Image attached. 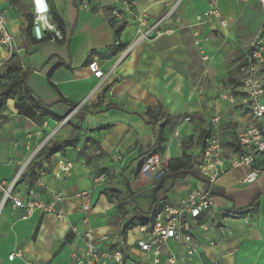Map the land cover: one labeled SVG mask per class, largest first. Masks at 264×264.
Here are the masks:
<instances>
[{
  "label": "crops",
  "instance_id": "0c3cea01",
  "mask_svg": "<svg viewBox=\"0 0 264 264\" xmlns=\"http://www.w3.org/2000/svg\"><path fill=\"white\" fill-rule=\"evenodd\" d=\"M28 1L31 14L32 0ZM123 1L132 3L133 15L126 11ZM51 2L65 24L63 40L46 41L30 47L21 32V27L28 25L27 13L19 14L16 12L17 5L12 7L8 0H0V11L4 12L6 26L12 36V51L20 57L24 68L32 73L30 88L47 105L52 106L53 113L64 118L81 101L90 100L74 114L73 123H68L56 133L50 130L57 127V121L48 117L49 124H45L48 126L45 132H50V136L59 143L77 140L76 147L51 158L39 159L34 173L26 171L17 188L25 194L32 187L36 199L45 201H49L56 193H63L65 199L57 205V210L64 215V220L59 221L56 216L41 211L23 219L21 210L13 209L11 204L3 206V192L0 191V264H69L71 254L82 247L75 229L82 233L90 228L95 239L104 235H120L128 221L117 230L104 226L108 214L116 210L113 195L118 199L116 194L110 193L109 201V191H119L122 197H130L142 217L149 213L156 200H160V207L163 204L180 206L191 190H202L204 181L193 175L176 180L167 173L165 177L170 176L172 180L164 187L157 186L161 180L150 181L146 178L152 184L147 191L154 190L158 195L147 204L146 211L139 206L137 201L145 199H138L142 193L135 192L130 181L131 175L138 167L140 172L143 157L156 147L160 126L166 120H170V123L163 131L161 155L167 162L183 156V141H189L191 153L203 131L210 134L216 132L211 119L217 112L222 117L219 136L225 145L231 144L236 138L239 122L251 120L244 111L233 108L227 101L216 103L215 97L234 91L244 61L245 52L241 44L249 43L257 32L249 38H242L238 34V23L246 11L251 13L249 9L253 8L259 15L260 25L262 12L256 2L221 0V8L229 20L228 29L220 30L213 20L197 27L195 30L199 31L201 40L199 45L195 44L193 29L187 26L194 22L195 15L209 7L210 0ZM176 3L175 17L182 19L181 26H178L177 19L167 20L163 30L173 29L174 33L135 46L115 69L112 83L92 96L98 83L88 68L92 59L95 58L102 69L109 72L121 54L137 39L140 29L138 18L143 16L148 24L153 25ZM122 23H125L126 28L120 36V42L126 47L116 49L118 41L112 25ZM7 56L8 50L0 43L2 64ZM204 57L209 60L204 61ZM5 66L0 67L4 72ZM14 102L10 100L8 104L11 111L8 114L15 113L11 119L6 117L7 111L0 115V122L10 119V122L5 123L8 128L0 132V140L19 136L20 125L25 123L24 120L32 123L40 116L24 106L23 112H20ZM78 113L80 115L76 117ZM152 117L157 118L156 124L151 122ZM188 118L189 121L186 120ZM76 129L78 131H74ZM170 132H173V137L178 132V136L173 139L168 136ZM85 133L87 135L82 138L81 135ZM40 134L45 135L43 131ZM85 138L88 139L87 143H84ZM90 141L97 143L98 147L91 145ZM115 150L126 157L120 167L125 194L120 188L108 189L103 183L98 186L94 183L97 169L115 170L108 156ZM89 154L95 158L87 166L85 163L91 160ZM5 158L0 157V162ZM59 160L73 164L71 174L63 180L54 177ZM124 171L130 176L125 177ZM28 173L29 176L34 174L33 185L29 183ZM16 174L10 165H0V183L11 182ZM247 174L246 169L232 170L222 176L213 189L211 218L216 225L226 227L229 232L223 233L217 228L205 235L198 233L196 244L199 252L193 258L187 257L184 246L169 241L163 253L165 263L173 255L175 264H264V173L252 183L245 182ZM140 177H143L141 172ZM91 190L93 207L89 222L85 223L83 216L77 212L79 203L74 196ZM256 201L259 207L255 212L246 217L237 214ZM98 230L106 232L97 235L95 232ZM133 232L135 230L124 234L127 242L125 249L131 258L141 259L142 255L135 246L139 235L131 239ZM211 242H215V245H211ZM12 254L16 256L11 261L9 257Z\"/></svg>",
  "mask_w": 264,
  "mask_h": 264
},
{
  "label": "built area",
  "instance_id": "2783aa9c",
  "mask_svg": "<svg viewBox=\"0 0 264 264\" xmlns=\"http://www.w3.org/2000/svg\"><path fill=\"white\" fill-rule=\"evenodd\" d=\"M234 1L238 3L256 2L261 7V23L253 39L247 44H241L242 50L245 52L244 61L239 69V77L234 85V91L230 94L217 95L215 101L216 103L227 101L233 108L243 109L244 114L251 120L239 122L236 138L231 144L225 145L219 136L222 117L219 112L212 117L211 124L216 132L195 141L194 152H191L192 170L203 179L205 187L202 190H191L181 201L180 206L163 204L150 225L138 226L134 229L139 235L135 246L142 255L141 259L131 258L127 254L125 249L127 242L123 230L117 236L104 235L95 239L92 230L87 228L82 233L74 230L82 247L71 254L69 264H108L110 262L114 264H175L176 258L173 255L169 257L167 263L163 261L164 249L169 241L184 246L187 257L193 258L199 252V247L196 244L198 233L205 235L217 228L223 233L229 232L226 227L216 225L211 218L214 206L213 189L216 183L222 176L235 169L248 170L245 178L246 183L255 182L264 173V165H261L264 162V0ZM123 5L128 13L134 14L132 3L123 1ZM177 5L178 3L172 6L153 25L148 24L145 17H139L140 29L137 39L121 54L109 72H105L95 58L92 59L88 68L94 78L98 80L92 96L112 83L115 69L135 46L174 33L173 29L163 30L167 20L177 19L178 26H181L182 19L175 17ZM31 15L33 16V36L37 41H42L49 36L55 41L63 40L62 32L52 19L48 0H32ZM212 20L220 30L228 29L229 20L223 13L221 0H210L209 7L195 15L194 22L187 26L194 31L196 45H199L201 40L199 31L195 29L207 25ZM0 43L6 47L11 57L13 54L12 36L7 29L3 11H0ZM203 60L208 61L209 58L204 57ZM89 100L90 98L81 101L62 122L58 123L57 121V129L54 133L67 125L74 114L88 104ZM175 136H178V132L175 133ZM119 159L122 157L119 156ZM31 161L32 159L29 162ZM28 163L21 166L11 182L0 183V191L3 192V206L11 204L13 209L21 210L23 219L41 211L63 221L64 215L57 210V205L65 199L63 193H56L49 201H45L36 199L35 190L32 187H29L25 194L17 190L19 182L27 171ZM168 163L159 152L153 153L143 160L140 172L148 180L158 181L167 174ZM72 170V163L59 160L58 170L54 172V177L63 180L71 174ZM104 182L103 174L94 180L95 184ZM74 198L79 203L78 214H81L85 223H88L89 213L93 207V191L79 192ZM100 245L104 247L102 248ZM211 245H215V242H211ZM15 256L12 254L9 259L12 261Z\"/></svg>",
  "mask_w": 264,
  "mask_h": 264
},
{
  "label": "rangeland",
  "instance_id": "374dc122",
  "mask_svg": "<svg viewBox=\"0 0 264 264\" xmlns=\"http://www.w3.org/2000/svg\"><path fill=\"white\" fill-rule=\"evenodd\" d=\"M30 10H31V8H30V4H29L28 0H19L18 1L16 12H18L19 14L25 15L26 13H29ZM249 10H251V13H249V11L247 10L245 16L238 23V34L242 38L251 37L257 31V28L259 25V19L260 18H259V15L256 13V10L253 8H251ZM56 11L59 14L57 9H56ZM10 58L11 57H10L9 51H8L7 60L3 64H2V60L0 59V67H2V65L3 66L6 65L8 62V59H10ZM0 69H1L0 76H2L5 74V72L3 71V68H0ZM9 102L10 101H8L7 106L5 108V111H7V114H5V115H7L6 117H10V119H11V116H13V114H15V113L13 112L12 115L8 114V113H11V111L8 108ZM14 105H17L16 102H14ZM239 111L241 112V111H243V109L239 110ZM79 115L80 114L78 113L76 115V117H79ZM12 118L14 119V117H12ZM64 118H66V117H64ZM64 118L61 121H58V123L62 122L64 120ZM72 118H71V121L68 123H70V124L73 123L74 120H72ZM243 118H245V117H243ZM10 119H5L2 122H0V132L3 129L8 128V126H6L5 123L10 122ZM245 119L247 121L249 120L247 118H245ZM24 121H25V123L20 125L21 134L19 136L13 137V138L8 139V140H0V157H6L4 160H2V162H0V165H10L11 168L15 169L16 173H18L21 166L24 165L25 162H27L31 158H32V160L34 158H36L44 146L51 147L53 145V143H57V141L54 140V137H52V135L50 136L51 133L45 132V130H44L45 128L48 127L45 124H49L48 117L39 116L38 119H34L33 121L31 120L33 124L30 121H27V120H24ZM52 130H54V132H55L56 128L54 129V127H52V129L50 131H52ZM42 131L45 133L44 136H42L40 134V132H42ZM74 131H78V129H76ZM77 133H78V135H80L79 132H77ZM172 134H173V132L172 133L170 132L168 136L173 137ZM86 135H87V133H85V135H81V137L83 138ZM59 137H60V135H59ZM175 138L176 137H173V139H175ZM231 138H234V136L233 137L231 136ZM168 139H169V137L166 138V140H168ZM87 141H88V139L85 138L84 143H87ZM191 143H193V142H191ZM190 145L191 144L188 143V146H190ZM41 146H43V147H41ZM7 149H8V151H7ZM21 149H23V152L21 151ZM11 150H13L14 152L12 153ZM182 150H183V148H182ZM190 150H191V148L188 149V154H189ZM33 151L36 152V154L34 153L35 154L34 157L32 156ZM81 151L83 152L84 150L82 149ZM159 153L161 154V152H159ZM108 156H109V161H111V163H112L111 167H113V168L115 167V170H109L107 168L97 169L95 171V176L97 178L99 176L98 173L103 172L102 174L105 177V182L103 184L107 186L106 188H108V189L120 188L121 191L125 194L126 189L122 183V177L123 176H121L122 170L120 167L126 161V157L123 155V153H120V151H118V150H115V151L109 153ZM119 156H121L122 159H119ZM28 157H29V159H28ZM88 158H90L91 160L89 162H86L85 165L90 166L92 164V162H91L92 159H94L95 157L93 154H91V155L89 154ZM30 163L31 162L28 163L27 167L29 166ZM123 175L125 177L130 176L128 173H126V171L123 172ZM27 176H28V179L31 181L32 177L29 176V173L27 174ZM131 176H132V178L130 179V181L133 183L135 192L136 193H142V196L138 199H141V198L145 199V200H141V201H137V202H138L139 206L141 207V209L146 211L148 208L147 204L150 203L152 200H154L155 197L158 195V193H156L154 190L147 191L152 184H150V181H147V179L145 177L144 178L140 177L139 167L134 170L133 175H131ZM170 176H172V174H170ZM170 176L169 177L164 176L162 179H160L161 181L158 180L160 182L157 184V186L158 187H164L166 184H168V181L172 180ZM98 185L99 184H95V186H98ZM144 191H147V192L144 193ZM113 201L116 203V210H114L112 213L108 214V216L106 218V220H107L106 224L104 225L105 227L110 228V229L115 228V230H117L119 228V226L122 223H124L125 221L130 222L133 219L141 218V216H139V212H138L139 210L135 208L134 201L132 199H130V197H128L127 195H125V198L123 201H119L116 198V196L113 195ZM112 231L113 230H111L109 232H112ZM104 232H106V231L105 230H98L97 232H95V234L101 235ZM135 238H137V233L133 232V234L131 235V239H135Z\"/></svg>",
  "mask_w": 264,
  "mask_h": 264
},
{
  "label": "trees",
  "instance_id": "16d2710c",
  "mask_svg": "<svg viewBox=\"0 0 264 264\" xmlns=\"http://www.w3.org/2000/svg\"><path fill=\"white\" fill-rule=\"evenodd\" d=\"M10 2V5L12 7L16 6L19 0H8ZM50 1V2H49ZM50 8H51V16L59 30L62 32V34H65V24L63 19L60 17V15L57 13L55 6L49 0ZM28 25L21 27V32L26 36L29 46H36L40 43L51 41V36L47 37L46 39L42 41H37L33 34V16L30 13H27L26 15ZM115 29V35L116 39L118 41L117 45L115 46L116 49H123L126 47L125 44L120 42V36L124 29L126 28L125 23L119 24V25H112ZM32 73L24 68V64L22 60L15 54H12L11 58L8 60L6 66H5V74L0 76V115L5 111V108L7 106L8 101L14 100L16 102V107L19 109L20 112H23V106L29 108L30 110H33L34 112L38 113L42 117H49L56 121H61L63 117L53 113L52 106H49L45 103L44 100H42L40 97H38L34 91L29 86V78L31 77ZM151 122L153 124H156L158 122L157 118L152 117ZM170 123V120H166L161 126H160V134H159V140L156 144V147L152 151H150L148 154L143 157V160L157 152H161V143L163 142V131L168 127V124ZM210 135L208 131H203V133L200 135V138H203L205 136ZM189 141H183L182 147H183V156L180 158H175L172 161L168 163L167 172L172 174L175 179H184L188 176H195L200 180H203L198 174L193 172L192 170V162L193 157L191 153L188 154V149L191 148V146H188ZM77 140H72L68 142L63 143H54L51 147L44 146L42 150L40 151L39 155L34 158L31 163L29 164L27 171L34 173V168L37 163V161L43 157L51 158L52 156L64 152L68 148H74L76 147ZM91 145H94L95 147H98L97 143L90 141ZM193 144V143H192ZM261 165H264V162L261 163ZM32 177V180L29 181L30 185L34 184V174L30 175ZM110 193H114L117 195L118 200L122 201L124 200V197H122L121 192L119 191H109L107 193L108 200H111ZM259 207V202L256 201L252 205H250L248 208L244 209L243 211H240L237 213L241 217H246L249 214L255 212ZM160 208V200H156L152 209L149 211V215H144L141 218L133 219L130 221L125 228L123 229V233L127 234L130 231H133L138 226H148L150 225L156 214L158 209Z\"/></svg>",
  "mask_w": 264,
  "mask_h": 264
},
{
  "label": "bare ground",
  "instance_id": "6f19581e",
  "mask_svg": "<svg viewBox=\"0 0 264 264\" xmlns=\"http://www.w3.org/2000/svg\"><path fill=\"white\" fill-rule=\"evenodd\" d=\"M32 159V158H31ZM31 159H29L27 162L24 163V165H26Z\"/></svg>",
  "mask_w": 264,
  "mask_h": 264
},
{
  "label": "water",
  "instance_id": "95a60500",
  "mask_svg": "<svg viewBox=\"0 0 264 264\" xmlns=\"http://www.w3.org/2000/svg\"><path fill=\"white\" fill-rule=\"evenodd\" d=\"M43 147V146H42Z\"/></svg>",
  "mask_w": 264,
  "mask_h": 264
}]
</instances>
